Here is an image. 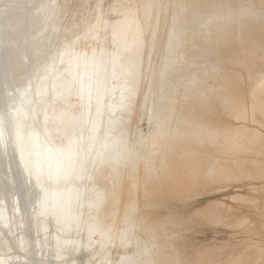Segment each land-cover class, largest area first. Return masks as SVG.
<instances>
[{
  "label": "bare ground",
  "instance_id": "6f19581e",
  "mask_svg": "<svg viewBox=\"0 0 264 264\" xmlns=\"http://www.w3.org/2000/svg\"><path fill=\"white\" fill-rule=\"evenodd\" d=\"M121 5L141 7L124 23L127 10ZM173 18L180 36L175 50L166 35ZM117 24L120 40L112 49L118 54V72L127 74L135 66L138 73L146 38L148 54L143 63L147 70L151 61L158 89L156 116L152 117L151 105L145 114L141 96L127 123L135 138L140 130L148 131L152 118L157 133L143 147L146 162L142 159L131 173L109 171L100 176V182L116 193L101 209L102 218L117 224L132 200L139 214L152 221L141 234L156 244L160 259L258 264L264 220L252 218L264 217V185L252 188L249 195H233L230 199L237 207L222 200L209 201L201 209L190 207L195 197L213 195L226 182L264 180L262 0H0V110L6 80L27 88L31 78L39 101L41 83L46 88L55 85L66 69L75 74V65L67 58L57 60L52 68V58L57 48H64L66 36L78 33L73 49L91 54L109 47L111 29ZM165 62L170 67L162 80L159 72ZM115 78L119 80V75ZM17 96L16 107L21 108L23 89ZM52 101L57 108L70 104L77 116L83 111L85 119L90 113L97 130L106 128L109 116L103 106L106 102L110 108L113 103L112 80L108 94H101L99 116L95 99L91 107L77 96L60 100L53 88ZM32 115L35 118L36 113ZM39 119L43 124V114ZM141 122L146 123L145 129ZM159 124L166 125L163 135ZM50 142L58 145L60 140L54 136ZM8 168L9 158L0 152V179ZM8 174L11 179L12 173ZM20 180L17 176L18 187ZM145 187L150 192L147 197ZM46 219L33 213L26 198L6 201L0 193V259L9 264H111L128 252L125 247L100 243L98 235L90 237L85 229L58 231L55 221L48 225ZM203 223L229 229L233 236L213 247L197 246L187 235Z\"/></svg>",
  "mask_w": 264,
  "mask_h": 264
},
{
  "label": "snow or ice",
  "instance_id": "6c2138e0",
  "mask_svg": "<svg viewBox=\"0 0 264 264\" xmlns=\"http://www.w3.org/2000/svg\"><path fill=\"white\" fill-rule=\"evenodd\" d=\"M264 3V0H262ZM31 8H38L32 5ZM126 9L124 23L132 19L133 10L139 5H121ZM146 8L155 7L152 5ZM165 7V6H161ZM171 9L172 5L166 6ZM177 8L186 7L183 5ZM110 44L107 49L97 48L91 54L78 53L73 49V39L78 33L65 37L64 48H57L52 58V68L57 60L63 62L67 58L74 64L65 75L57 78L55 85L47 88L40 84V100L37 101L35 86L31 78L28 87L22 83L13 84L5 81L4 108L0 110V152L9 158L8 171L0 179V193L7 201L11 198H26L32 206L33 213L47 218L45 223L51 225L55 221L58 231L68 227L85 229L89 236L100 237V243L118 245L128 249L126 255L111 264H188L183 259L163 260L156 244L145 239L141 233L147 232L151 219L141 216L137 205L129 200L127 210L120 221L113 225L110 220L101 216V209L115 191H110L100 182V176L109 171L119 174L121 171L131 173L141 160H147L143 147L157 133L151 124L147 132L140 130L134 138L127 123L128 114L139 107L142 96L145 114L152 107V117L157 114L156 74L149 60L145 70L143 57L147 56V39L143 41V53L138 65L129 69L127 74L118 72V54L112 45L120 40V25L111 29ZM143 34V29L139 30ZM169 46L175 50L180 43L178 22L172 20L171 31L167 32ZM170 65L162 63L159 75L166 79ZM48 69L45 67V73ZM119 75V80L115 77ZM151 78V83L149 79ZM112 80L113 103L111 107L105 102L104 110L108 112V126L97 130L96 121L88 114L85 119L83 111L77 116L71 111V105L57 108L52 101L53 88L60 99L77 96L89 107L93 99L96 101L97 115L101 112V94L109 92V80ZM13 89H16L14 91ZM23 89L21 108L16 107L17 91ZM118 96V99H117ZM23 109V115H22ZM35 112V118L32 113ZM43 114V124L40 115ZM166 125L159 124L158 130L163 135ZM60 140L58 145L50 142L52 137ZM10 153V155H9ZM13 164L15 168L13 169ZM145 167L148 165L145 163ZM9 172L12 178H9ZM21 178L19 187L16 177ZM150 192L145 187V196ZM179 237L181 233L176 232ZM13 249H9L11 252ZM62 254V252H61ZM258 264H264V245L260 249ZM0 264H9L0 259ZM29 264V262H25ZM43 264V262H42ZM64 264H69L65 261ZM232 264H257L256 261L236 260Z\"/></svg>",
  "mask_w": 264,
  "mask_h": 264
},
{
  "label": "rangeland",
  "instance_id": "374dc122",
  "mask_svg": "<svg viewBox=\"0 0 264 264\" xmlns=\"http://www.w3.org/2000/svg\"><path fill=\"white\" fill-rule=\"evenodd\" d=\"M66 69V68H65ZM67 73L64 72V74ZM146 123L141 122V129H145ZM264 185V180H254L251 182H226L222 185V188L215 192L213 195L206 196L201 195L194 198V202L190 207L191 210L204 208L207 202L213 200H222L228 205L237 207V203L231 201V197L235 194L249 195L251 194L252 188H260ZM247 208H244V212ZM253 220L260 222L264 220V217L254 216ZM262 235V233L260 234ZM233 236L229 229L223 227H214L208 224H199L191 228L189 234L187 235L188 240L197 246L213 247L222 243L225 237ZM262 237V236H259Z\"/></svg>",
  "mask_w": 264,
  "mask_h": 264
}]
</instances>
